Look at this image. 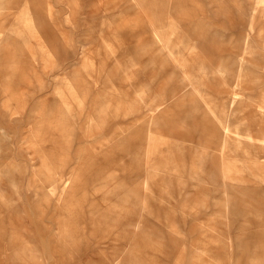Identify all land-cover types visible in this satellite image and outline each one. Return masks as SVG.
I'll return each instance as SVG.
<instances>
[{"label": "rangeland", "instance_id": "obj_1", "mask_svg": "<svg viewBox=\"0 0 264 264\" xmlns=\"http://www.w3.org/2000/svg\"><path fill=\"white\" fill-rule=\"evenodd\" d=\"M0 264H264V0H0Z\"/></svg>", "mask_w": 264, "mask_h": 264}, {"label": "crops", "instance_id": "obj_2", "mask_svg": "<svg viewBox=\"0 0 264 264\" xmlns=\"http://www.w3.org/2000/svg\"><path fill=\"white\" fill-rule=\"evenodd\" d=\"M207 29L208 28H206L205 27V33H210V31H207ZM221 30H223V32L225 31L224 30V26L221 28ZM156 36H154L156 39H159L160 41H161V32L159 31V32H157V31H154L153 32ZM187 36H188V38H189V40H190V42H192V44H193V47L195 48V50H197L196 48H197V46H198V40H197V38H194L193 36H192V29H190V30H188L187 31V34H186ZM215 40H216V38H214ZM223 42H224V40H223ZM223 54H224V52H222V54H221V56H220V61H223ZM203 58H204V61L205 60H208L206 57H204L203 56ZM220 79V78H219ZM221 81V80H220ZM221 92H223V94H224V90H223V88H222V86H221ZM210 100V99H209ZM211 102H212V100H210ZM224 101H225V99H224ZM224 101H223V111H221L220 113H219V115H218V119L219 120H217L219 123H221V126H222V124H223V122H224V113H225V111H224ZM167 102V101H166ZM171 103V101L169 102V103H167L165 106V109L164 110H166L167 108V110L164 112V113H167V112H171L172 114H173V109H175V107L178 105V103H179V100L178 101H176L174 104H170ZM160 104H162V103H160ZM192 112H194L193 110H192ZM192 116V115H191ZM193 122L194 121H197V120H192ZM203 121V120H202ZM195 123V122H194ZM200 124H201V121H200ZM224 128V126H222V129Z\"/></svg>", "mask_w": 264, "mask_h": 264}, {"label": "bare ground", "instance_id": "obj_3", "mask_svg": "<svg viewBox=\"0 0 264 264\" xmlns=\"http://www.w3.org/2000/svg\"><path fill=\"white\" fill-rule=\"evenodd\" d=\"M178 14H180V13H178ZM180 16V15H179ZM183 17V16H182ZM181 22V21H180ZM208 40V39H207ZM207 42H210L209 40L207 41ZM248 42H249V40H248ZM248 42H246L245 43V49H247V45H248ZM208 47V46H207ZM225 50H226V42H225V40H224V42H223V52H225ZM224 66H225V64H224V62L223 61H220V59H219V61H218V63H217V69L214 71V72H211V71H209V70H207L206 71V73H207V76L208 77H212V78H214V77H217V78H220V76L221 75H223L222 74V70H223V68H224ZM207 68H206V66H205V70H206ZM218 71V72H217ZM237 98L236 97H233L232 99H231V101L230 102H228L227 100H225L224 101V111L226 110V105H229V106H231L232 107V109L233 110H236V109H238V101L236 100ZM208 103H212L210 100L208 101ZM207 103V104H208ZM224 115H225V113H224ZM218 116V115H217ZM224 130H225V133L226 134H228L229 133V131L231 132V133H233V131H231L230 129H229V127L228 128H223ZM225 134V135H226ZM228 135H230V134H228ZM227 135V136H228ZM223 148H224V145H223ZM225 149V148H224ZM238 180V179H237ZM239 181V180H238ZM240 182H241V179H240ZM146 186V185H145ZM161 201V200H160ZM69 205V204H68ZM68 208V207H67ZM101 221V220H100ZM100 221H99V219L97 218V217H94V219L92 220V223H100ZM74 222H76V221H74ZM77 223V222H76Z\"/></svg>", "mask_w": 264, "mask_h": 264}]
</instances>
